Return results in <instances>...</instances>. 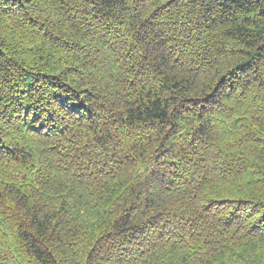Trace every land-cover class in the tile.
I'll use <instances>...</instances> for the list:
<instances>
[{"label":"trees","instance_id":"obj_1","mask_svg":"<svg viewBox=\"0 0 264 264\" xmlns=\"http://www.w3.org/2000/svg\"><path fill=\"white\" fill-rule=\"evenodd\" d=\"M0 264H264V0H0Z\"/></svg>","mask_w":264,"mask_h":264}]
</instances>
